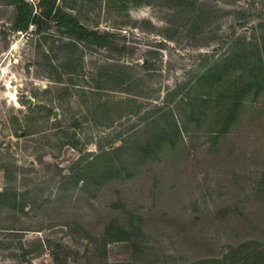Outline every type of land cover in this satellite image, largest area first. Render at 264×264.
<instances>
[{"label":"rangeland","instance_id":"374dc122","mask_svg":"<svg viewBox=\"0 0 264 264\" xmlns=\"http://www.w3.org/2000/svg\"><path fill=\"white\" fill-rule=\"evenodd\" d=\"M28 1L107 36L16 31L0 0V264H197L263 240L264 0ZM233 43L250 65L208 72ZM237 93L218 134L213 97Z\"/></svg>","mask_w":264,"mask_h":264},{"label":"trees","instance_id":"16d2710c","mask_svg":"<svg viewBox=\"0 0 264 264\" xmlns=\"http://www.w3.org/2000/svg\"><path fill=\"white\" fill-rule=\"evenodd\" d=\"M17 6V18L14 23V30L16 31H26L30 26L35 25L37 27L41 26L43 19L51 18L52 20L58 21L59 25L63 26L67 29V31L90 44H98L100 41L105 40L107 35L99 33L98 31L91 30L81 22L65 13L61 10H55V5L53 2L49 3V12L45 14H37L34 12V7L28 0H13ZM49 0H39V6L45 5ZM134 1L135 3H139L140 0H129ZM178 1L180 0H174ZM184 3V1H182ZM182 4V3H181ZM181 6H178V8ZM198 17H202V14L197 15ZM234 44V43H233ZM233 48L229 51V53L225 56H221L220 59L215 60L212 66L208 69V72L214 70V68L223 64L224 66L233 65L238 62V64L242 61H246V67L250 65V60L245 59V54H238V49ZM253 46V45H252ZM262 50L259 52V59L254 63L251 67L252 73H261V76L264 75V41L262 42ZM257 48V45L254 47ZM248 64V65H247ZM264 79V76H263ZM218 104H223V120L219 122V129L216 131L218 134H224L227 132L229 125L233 121V114L231 106L238 107V103L241 101V97L239 94H234L226 97L215 96L213 97ZM208 96H199L198 99H188L184 104L187 106L188 110H198L213 100ZM230 108V109H229ZM203 109V108H202ZM201 116V115H200ZM172 125L173 129L180 133L181 128L179 126V122L175 117H172ZM150 126V125H149ZM108 154V152H103L101 155L97 156V158ZM113 229V228H112ZM120 235H124L127 233V229L125 227H120L118 230ZM125 237V236H124ZM264 240V239H263ZM256 237H236L233 242L228 243L227 247L220 252L218 256L207 255L203 256L197 264H264V241Z\"/></svg>","mask_w":264,"mask_h":264}]
</instances>
